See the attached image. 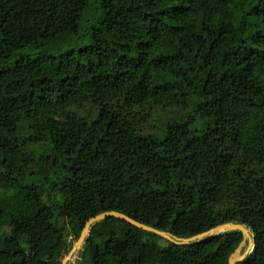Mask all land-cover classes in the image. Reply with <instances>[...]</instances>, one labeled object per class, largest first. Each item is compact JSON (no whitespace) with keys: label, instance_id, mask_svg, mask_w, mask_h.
Returning a JSON list of instances; mask_svg holds the SVG:
<instances>
[{"label":"trees","instance_id":"1","mask_svg":"<svg viewBox=\"0 0 264 264\" xmlns=\"http://www.w3.org/2000/svg\"><path fill=\"white\" fill-rule=\"evenodd\" d=\"M87 23L89 45L49 53ZM156 110L185 115L158 139ZM108 211L184 239L240 224L236 264H264V0H0V264H61ZM242 240L106 218L83 257L228 264Z\"/></svg>","mask_w":264,"mask_h":264},{"label":"water","instance_id":"2","mask_svg":"<svg viewBox=\"0 0 264 264\" xmlns=\"http://www.w3.org/2000/svg\"><path fill=\"white\" fill-rule=\"evenodd\" d=\"M106 218H117L120 220H123L125 222H127L128 224L146 231V232H150L153 233L155 235H158L164 239H166L167 241L174 243L176 245H186V244H190L193 242H201L205 239H208L212 236H216L228 231H240L243 237V240L241 242V244L235 249V251L229 256L228 258V264H236L237 262H240L242 260H244L246 258V256L249 254V252L251 251L252 247H253V234L246 229L244 226L240 225V224H234V223H225V224H221L219 226H216L206 232L200 233L196 236H192L190 238H176L174 236H171L165 232L162 231H158L152 227L146 226L144 224H141L129 217H127L126 215H123L119 212H115V211H108V212H103L100 213L98 215H95L94 217L90 218L89 220H87V222L84 224V227L81 231V234L79 236V238L74 242V244H72L71 250L68 252L67 255L64 256V258L61 261V264H68L71 259L73 258V256L81 249V248H85V238L89 233V229L90 227L95 224L98 223ZM246 241H248L247 247L245 250H243V247L246 244Z\"/></svg>","mask_w":264,"mask_h":264},{"label":"rangeland","instance_id":"3","mask_svg":"<svg viewBox=\"0 0 264 264\" xmlns=\"http://www.w3.org/2000/svg\"><path fill=\"white\" fill-rule=\"evenodd\" d=\"M90 11L88 13V19L92 20L96 17V11L94 10V4L93 1L90 4ZM95 11V13H94ZM89 23L87 24H81L78 37L73 38L72 41L66 45L59 46L53 50H51L49 53L57 56L61 53H64L70 49L77 50L79 48H82L84 46H87L90 44V37L86 35V31H88ZM83 31V32H82ZM43 50H32V51H25L24 55H28L29 58H35L37 55L42 54ZM185 113L180 114L177 111H161L156 110L153 111L152 116L148 119V122L145 124L144 134H148L149 132H152L153 135H155L158 139H161V129L163 127V124L167 122L170 119H175L174 117L184 116ZM189 114H187L188 116ZM154 126V127H153ZM74 244V243H73ZM248 244V241H246L245 246L243 247V250L246 249ZM72 247V244H69L68 250ZM79 252V253H78ZM71 259V261L68 264H88L84 256V248L82 250H79Z\"/></svg>","mask_w":264,"mask_h":264}]
</instances>
